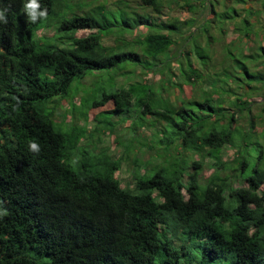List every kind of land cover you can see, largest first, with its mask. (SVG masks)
<instances>
[{
    "label": "trees",
    "instance_id": "obj_1",
    "mask_svg": "<svg viewBox=\"0 0 264 264\" xmlns=\"http://www.w3.org/2000/svg\"><path fill=\"white\" fill-rule=\"evenodd\" d=\"M26 2L0 0V9L7 10V23H0V264H264V161L260 149L252 150L247 134L264 118L262 99L253 97L258 89L246 84L241 97L223 89L230 92L225 105L213 104L203 92L188 97V108L183 100L171 104L154 97L153 85H192L201 77L195 58L206 65L204 57L195 45L185 60L174 57L169 32L176 36L191 24L197 7L206 9L204 3L134 0L150 12L124 25L146 30L155 26L156 31L129 40L140 51H114V45L100 41L101 30L107 35L114 27L103 5L94 7L99 21L64 14L67 20L58 29L65 32L54 31V39L65 40L66 46H55L33 33L59 16V1L38 0V11L46 8L47 19L35 23L24 11ZM260 3L264 8V1ZM164 6L185 8L193 17L181 20L167 11L159 19ZM247 9L250 17L256 14ZM209 11L213 14L211 6ZM77 29L91 31L76 36ZM137 66L149 72L125 87L97 96L81 90L88 73L113 68L114 74L124 75ZM239 69L252 81L262 78L244 64ZM173 70L180 71L179 81L172 80L178 74ZM149 74L159 75L158 82ZM78 91L84 92L81 108L72 118L82 117L84 124L71 123L62 132L55 128L61 129L54 119L57 102L68 100L74 111L71 98ZM133 105L136 115L115 138L119 157L107 146L93 149L94 143V152L87 153L83 147L93 132L113 134L128 120L124 111ZM89 109L95 110L91 130L86 127ZM244 124L248 130L235 129ZM145 128L151 138L143 149L139 132ZM32 140L39 154L29 151ZM224 146L233 148L230 159L220 158ZM144 154L155 155L157 161H142L139 156ZM128 158L135 167L149 166L145 164L131 187H121L113 173ZM204 168L210 170L205 176Z\"/></svg>",
    "mask_w": 264,
    "mask_h": 264
},
{
    "label": "rangeland",
    "instance_id": "obj_2",
    "mask_svg": "<svg viewBox=\"0 0 264 264\" xmlns=\"http://www.w3.org/2000/svg\"><path fill=\"white\" fill-rule=\"evenodd\" d=\"M58 1L59 3H56V9L59 16L52 17L51 21H49L50 25L48 28H40L36 30L33 33L34 38L43 37V40L48 39L47 42L55 44V46H66L65 40H60L58 38L54 39V37L56 36L55 33L59 35L61 32H65L58 29L59 23L62 22V20H67L65 17L71 18L83 15L92 16L95 20L99 21V11H97L94 7L103 5L104 8L102 12L106 19L110 21L114 27L111 28V32H109V34L106 33L107 35H105L104 30H101V44L103 46L114 45V47H112V50L114 51L135 49H138V51H140L139 47L137 45L134 46L133 43L129 40L134 37V34H144L145 28L143 26H136L133 29H129V27H126L124 24H132L137 14L139 16H146V14H149L150 10L149 12H147L146 10L140 9L137 4H134V0ZM118 1H120V4H127L128 6L120 5ZM243 2L244 3L242 4L237 3L236 0H203V2H201L200 0V6L201 3H204L206 9H200L199 7H197L198 11L196 12L197 14L195 13L194 21L192 20L193 22L191 21L192 23L188 26H183V29L181 28L179 33H176V36H173L174 33L172 31L169 32L170 37L174 41V57L178 56L179 59L185 60L186 51L193 50V46L195 45V49H197V51L195 52L204 57L203 60L206 62V65L200 63L195 58V67L201 72V77L197 78L194 84H190L191 86L195 87H191L189 83L187 84L183 82L176 84L173 83V85L169 83L168 86L164 85V89H161L159 87L160 85L158 84L153 85L155 99L158 100L159 98L160 100L168 101L171 104L179 103L183 100L182 106L184 108H188V97H200L203 92H206L204 95H207V93H209V96L212 98L213 104L225 105V103L230 98V92L227 94L223 92V89H230L233 96L241 97L244 95V93H241L243 92L242 90L245 89L246 84H249L252 87L258 89V94L253 97L256 100L262 99V104L264 105V8L261 7L260 0H243ZM163 3L166 2L163 1ZM210 6L213 8V14L209 11ZM247 8H250L252 11L256 12V14L254 13V15L250 17ZM184 9L185 8L180 9L179 7H175V9L169 10V7L164 6V8L162 9L163 15H161V18L159 19L165 18L164 14L167 13V11L170 15H174L181 20L185 19L186 17H193V14L191 12H187ZM64 14H66L65 17ZM60 15H62L64 19H60ZM256 19L260 22L254 24L253 22ZM243 20H247L248 22L245 23ZM234 27L238 30L235 31L233 29ZM90 31L91 30L89 29H77L74 32V35L84 36ZM146 31H156L155 26L147 27ZM186 31L192 33L191 36H188V38H185V35L187 34ZM106 53H109V51L107 50ZM192 54V51H190L189 55ZM161 56L165 57L166 54H163ZM242 64L247 67V71L250 74L256 75L260 73V75H262V78L256 79L257 82L252 81L251 78H247L242 69H239ZM144 69H141L137 66L135 70H127V73L122 75V73L114 74L113 68H101L100 70L95 71V73H88L84 77V84L82 85L81 90L85 91V93H95L96 96L101 92L113 91L115 90V87H125L130 82L140 80V74H143L145 72L147 73L148 71L147 68ZM173 71L174 73L178 72L176 70ZM95 74L97 75V77L91 76ZM180 74L181 73L179 71L177 77H173L172 80L176 82L178 79H181L182 77L180 76ZM158 77L159 75L157 74H149V78L151 79V81L156 82ZM178 87L180 89H178ZM72 88H74V84L70 87V89L73 91ZM212 91L215 92L212 93ZM81 92L82 91H78L77 94L71 98L74 111L72 110V106L69 107L70 104L68 100L60 99L59 102H57L54 119L57 123H59L61 129L58 126L55 127L56 129L64 132L65 129H67L71 125V123L75 122L78 125L84 124V120L82 119V117L72 118V116L77 113V110L81 108V106H79V99L80 96L83 95L82 93H84ZM90 97L91 96H87L85 99L89 100ZM222 97L223 100L220 101L219 98ZM151 105H153L154 107L153 103ZM255 107L256 106L253 105L252 109H255ZM137 111V106H129L124 112L125 114L130 115V117H126L128 120H126L124 124L116 126V130L113 132V134H106L103 132L99 133V129L96 133L93 132L94 136L90 139V143L84 144L83 148L85 149V151H87V153L92 152L93 150L91 149V144L94 143L93 149L97 148V146H107L109 153L112 154L113 157H119L121 152L119 147H117L115 144V138L117 135L119 136L125 133L126 128H124V126L129 123V119H133V115H136ZM92 112H95V110H88V122L86 123V127L88 128V130H91L94 127V121L91 120L93 116ZM106 114H104V116ZM263 115L264 114H261V116ZM135 119L136 118H134V120ZM241 119L242 118L236 119V121H239ZM237 125L235 128L237 130L239 129L243 132L248 130V127L245 124L244 127H239ZM140 131L141 132L139 133L142 137L139 140L144 143L141 146L144 149V147L148 145V141L151 138L149 137L150 130L145 128ZM247 134L249 136V140L251 141V146L253 147L252 150H254L255 152L256 150L260 149V151L262 152L260 158L261 161H264V118L260 124H257L255 126L254 132H247ZM235 138L236 137H234V139ZM85 141L86 140L83 139L82 143H85ZM232 151L233 148L224 146L221 150V160L230 159ZM251 155L253 158L252 161H255V155ZM139 158L142 161L145 160V158H148V160L151 159V163L153 162V159L157 161L155 155H152L150 158L147 154H144L142 156H139ZM145 164L139 167H135L133 166L130 158L126 159V162L120 160L119 168L113 173V176L116 178V180H118L121 187H124L126 185L131 187L134 177H136L138 174L143 173L144 169H146V166H149L148 163L146 164V166ZM209 171V169L204 168L202 171V175L205 176L209 174ZM175 243H177V241H175Z\"/></svg>",
    "mask_w": 264,
    "mask_h": 264
},
{
    "label": "clouds",
    "instance_id": "obj_3",
    "mask_svg": "<svg viewBox=\"0 0 264 264\" xmlns=\"http://www.w3.org/2000/svg\"><path fill=\"white\" fill-rule=\"evenodd\" d=\"M40 4L38 0H27L24 4V11L28 17V19L35 23L37 19H47V9L39 10ZM6 9H0V23H7ZM29 151L39 154V145L36 141H29Z\"/></svg>",
    "mask_w": 264,
    "mask_h": 264
},
{
    "label": "crops",
    "instance_id": "obj_4",
    "mask_svg": "<svg viewBox=\"0 0 264 264\" xmlns=\"http://www.w3.org/2000/svg\"><path fill=\"white\" fill-rule=\"evenodd\" d=\"M173 9H175V8H173ZM257 13H258V11H257ZM262 14H263V12H262ZM178 18V17H177ZM258 19V18H257ZM156 21H157V19H155ZM259 20V19H258ZM262 22V21H261ZM145 31H146V29H145ZM139 35V34H138ZM134 36H136L135 34H134Z\"/></svg>",
    "mask_w": 264,
    "mask_h": 264
}]
</instances>
